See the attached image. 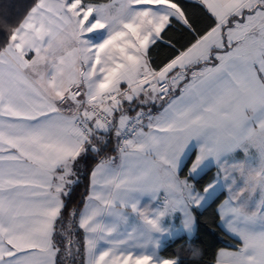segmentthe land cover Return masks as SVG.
I'll list each match as a JSON object with an SVG mask.
<instances>
[{"label":"snow or ice","instance_id":"obj_1","mask_svg":"<svg viewBox=\"0 0 264 264\" xmlns=\"http://www.w3.org/2000/svg\"><path fill=\"white\" fill-rule=\"evenodd\" d=\"M209 209L264 264V0H0V264H201Z\"/></svg>","mask_w":264,"mask_h":264},{"label":"trees","instance_id":"obj_2","mask_svg":"<svg viewBox=\"0 0 264 264\" xmlns=\"http://www.w3.org/2000/svg\"><path fill=\"white\" fill-rule=\"evenodd\" d=\"M83 192L84 185L82 184L78 190L77 199H79L80 193ZM183 244H185V240H178L172 245V249H170V251ZM193 244L195 247H198L203 251L201 264H209L211 258L215 255L219 248L229 246L230 242L220 238L219 230L215 228L212 209L205 211L204 214L199 217V231L197 236L193 238Z\"/></svg>","mask_w":264,"mask_h":264}]
</instances>
